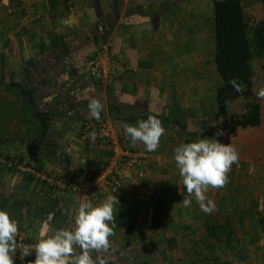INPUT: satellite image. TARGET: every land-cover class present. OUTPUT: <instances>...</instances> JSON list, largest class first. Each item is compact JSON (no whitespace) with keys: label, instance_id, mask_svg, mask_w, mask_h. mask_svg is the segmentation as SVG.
Segmentation results:
<instances>
[{"label":"crops","instance_id":"crops-1","mask_svg":"<svg viewBox=\"0 0 264 264\" xmlns=\"http://www.w3.org/2000/svg\"><path fill=\"white\" fill-rule=\"evenodd\" d=\"M106 45L124 71L99 84L86 69ZM213 53L212 0H0V96L9 98L0 107L13 104V129L0 139V210L17 222V236L37 243L46 230L72 228L85 200L84 178L106 162L104 150H88L79 138L94 98L103 105L99 119L117 126L122 145L135 151L145 147H133L122 126L149 115L162 123L158 148L113 193L118 204L109 241L110 264H166L169 243L183 235L164 227L166 193L184 187L178 168L161 167L160 158L173 162L177 143L186 139H213L212 111L224 109L213 96L219 82ZM10 76L22 80L9 84ZM242 103L237 98L225 109L238 111ZM169 111L178 118L165 120ZM259 126L264 137V120ZM56 179L77 182L83 193H63ZM107 196L87 200L97 206Z\"/></svg>","mask_w":264,"mask_h":264},{"label":"clouds","instance_id":"clouds-1","mask_svg":"<svg viewBox=\"0 0 264 264\" xmlns=\"http://www.w3.org/2000/svg\"><path fill=\"white\" fill-rule=\"evenodd\" d=\"M237 92L243 91L236 82L230 81ZM259 99H264V88L256 93ZM89 116L100 118L103 105L97 99L88 103ZM123 132L134 147L142 143L148 152L155 151L159 146L164 128L160 120L149 115L147 119L139 120L136 126L124 124ZM224 133L217 130V139H199L195 142L180 144L174 149V161L181 177L180 184L187 192L183 198L184 207H189L192 198L205 213L215 209L213 201L207 199L209 189L223 188L228 183V172L231 165L237 163L239 155L230 144L221 143L218 139ZM96 133H89L95 138ZM118 204L117 196L108 195L97 206L84 200L75 210L74 224L71 229H57L47 235V230L34 245H23L20 258L35 253V259L29 264H110L113 259L110 252L109 237L114 234L109 222L114 220V205ZM18 224L9 214L0 210V264H14L13 257L17 252L16 236Z\"/></svg>","mask_w":264,"mask_h":264},{"label":"trees","instance_id":"trees-1","mask_svg":"<svg viewBox=\"0 0 264 264\" xmlns=\"http://www.w3.org/2000/svg\"><path fill=\"white\" fill-rule=\"evenodd\" d=\"M254 4L257 5L258 16L249 12L250 6L241 5L239 0H212L213 65L219 79L214 89V101L218 107L225 108L235 99H243L238 111L233 112L228 117L215 119L212 138L217 139L214 133L217 130H222L224 134L218 139L224 144H229L236 138L239 140L242 135L249 134L253 138L256 131H260L259 125L263 121L260 112L261 106L256 93L253 91V78L255 77L256 81L263 84L261 88H264V0H256ZM21 80L22 78L13 76L8 78L9 84L13 85L19 84ZM233 80L237 86L242 87L243 91H236L235 87L229 83ZM176 114L174 111H169L165 120L177 119ZM256 137L253 140L262 139L261 135ZM184 143H190L189 139L183 141ZM262 144L263 141L261 140L258 143V151L260 152L264 151V148L261 147ZM104 154L107 156L106 152ZM4 160L9 163L6 165H11L8 158L5 157ZM105 165L106 162L101 167L95 168L93 173L102 170ZM203 236L204 248L210 239L219 243L218 245L222 244V248L225 249L224 254L228 249L231 251L230 256L232 255L237 261L243 258L241 255L243 250L240 249L238 238L227 218L220 216L217 220L208 221L204 225ZM214 251L217 253H213ZM221 253L217 247L212 249L210 256L206 253L200 255L197 250L192 249L189 250L187 258L180 260L177 264H196L198 262L207 264L208 261L213 264H220L219 254ZM225 258L226 255L222 261L229 262ZM34 259V257H27L26 264Z\"/></svg>","mask_w":264,"mask_h":264},{"label":"rangeland","instance_id":"rangeland-1","mask_svg":"<svg viewBox=\"0 0 264 264\" xmlns=\"http://www.w3.org/2000/svg\"><path fill=\"white\" fill-rule=\"evenodd\" d=\"M249 6L252 14L258 16L257 5L251 3ZM253 91L255 93L259 91L256 86L255 77L253 78ZM2 98L8 102L9 98L7 95L0 96V101H2ZM258 101L261 106V118L264 120V102L263 99L259 98ZM11 105L13 106L12 103H8V105L0 107V139L3 135H6L7 130L13 129ZM217 109L215 108L212 111L215 117L211 120V130L217 113L232 114L235 112L233 109H229L228 111L225 108L220 109L221 112H218ZM18 114L20 113L18 112ZM255 134L262 135V132L256 131ZM239 138V140L236 138L235 141L233 140L229 143L237 150L239 160L237 163L231 165L230 171L227 174L228 183L223 188L209 189L205 194L207 199L213 201L215 204V209L210 214L203 212L194 198H192V203L189 207H184L180 201L187 196L185 189L180 191V189L174 190L173 188L166 193L165 204L167 206L163 207L166 213L164 215V227L168 233H172L174 228L183 233L182 237L178 238L177 241L175 240L172 243L166 242L169 243L168 248L171 251V254L167 257L169 261L166 264H177L180 260L186 259L190 248L197 250V253L200 255L206 253L210 256L212 249L216 247L218 251L222 252L219 254L220 264H264V151H258V143L261 140L263 141L261 147L264 148V137L259 141L253 140L249 134L242 135ZM170 144L174 146V143L170 142ZM180 144L177 143V146ZM162 146L164 147V144ZM144 152L147 153L148 151L144 149ZM160 161L161 167L167 166L169 168L172 164L176 167L175 161L171 162V159L167 156L160 158ZM170 178L175 179V176L172 175ZM179 186H181L180 183ZM171 197L176 198V200H171ZM168 200L171 201L170 203L174 200L175 202L170 205ZM220 216L230 221L231 228L238 238L240 249L243 250L241 254L243 258L241 260L237 261L232 255L230 256L231 251L228 249L224 254L223 251L225 249L222 248V244L218 245L219 243H215L213 240L209 239L205 248L203 246L204 225L208 221L217 220ZM191 230L192 233L190 234L188 231ZM184 233L187 234L184 236ZM178 241H180L179 244ZM192 242H195L197 246L195 244L192 245ZM213 253L217 252L214 251ZM225 255V260L229 261L227 263L223 262ZM196 264H200V262ZM207 264L213 263L208 261Z\"/></svg>","mask_w":264,"mask_h":264},{"label":"built area","instance_id":"built-area-1","mask_svg":"<svg viewBox=\"0 0 264 264\" xmlns=\"http://www.w3.org/2000/svg\"><path fill=\"white\" fill-rule=\"evenodd\" d=\"M123 71V66L113 57L106 45L101 47L90 60L86 74L94 81L106 84L114 81ZM93 131L96 133L94 139L89 136V133ZM79 138L86 149L99 148L107 153L105 167L84 178L87 183L85 200L99 192L113 195L122 185L128 173L140 167L148 158V155L143 151H135L123 146L122 131L106 119L85 118L79 126ZM53 185L63 193H83L75 181L56 179L53 181ZM16 241L18 248L13 257L14 264H26V258L35 255V253L21 259L20 249L23 245H34L35 243L29 242L25 235L16 236Z\"/></svg>","mask_w":264,"mask_h":264}]
</instances>
